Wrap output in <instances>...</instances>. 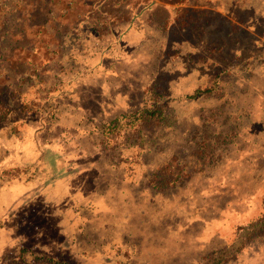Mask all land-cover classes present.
<instances>
[{
    "label": "rangeland",
    "instance_id": "1",
    "mask_svg": "<svg viewBox=\"0 0 264 264\" xmlns=\"http://www.w3.org/2000/svg\"><path fill=\"white\" fill-rule=\"evenodd\" d=\"M53 1L59 12L44 16L42 10L39 20L49 22L29 30L35 47L28 54L30 66L42 72L44 63L56 70L59 39L73 32L94 4ZM142 1H127L131 11L139 8L135 16L129 15L128 26L124 6L108 9L117 16L108 21L106 30L114 33L110 43L104 41L107 31L101 32L95 14H89V27L82 28L90 30L88 36L99 35L92 38L99 42L67 60L80 66L99 61V67L83 75L76 94L63 100L58 125L39 133L37 150L19 144L15 166L23 164L24 170L0 166V220L8 229L6 238L23 236L26 249L51 258V263L209 264L219 259L223 264H264L259 218L264 214V0H253L255 21L250 12L237 11L233 19L222 11L224 4L242 0H210L214 10L190 14L192 23L185 31L153 27L164 12L149 10L169 0ZM205 3L195 0L193 6ZM150 14L152 22H144ZM230 20L237 29H231ZM116 22L124 31H116H121ZM83 33L81 29L80 37ZM211 36L225 44L221 67L203 60L207 49L200 40ZM41 39L45 41L39 43ZM76 42L69 40L71 45ZM78 42L80 48L87 44L85 39ZM103 47L107 55L97 59L93 51ZM235 49L244 55L258 51L262 59L226 66L234 62ZM222 69L224 74L213 81ZM18 70L23 72L26 65L20 63ZM4 77V82H15L9 71L0 74ZM143 108L157 111L153 119L136 116ZM224 120L236 133L243 126L251 129L252 146L242 145L243 161L229 142L223 147L232 158L227 163L209 168L188 161L194 141L200 140L197 130L208 136L217 129L229 132L223 124L217 126ZM185 163L183 172L190 177L172 185ZM30 178V184L17 185ZM153 179L157 188L151 185ZM14 242L21 245L18 239Z\"/></svg>",
    "mask_w": 264,
    "mask_h": 264
},
{
    "label": "trees",
    "instance_id": "2",
    "mask_svg": "<svg viewBox=\"0 0 264 264\" xmlns=\"http://www.w3.org/2000/svg\"><path fill=\"white\" fill-rule=\"evenodd\" d=\"M127 1L128 0H94V4L90 8L91 10H85L82 18L75 23L73 27L74 31L72 30L73 32H71L68 36L64 35L59 39V59L54 62L56 70L46 69L48 64L44 63L41 65L43 69L42 72L41 70L38 71L36 68L30 66L28 54H34L35 47L30 43L29 39L32 37L29 30L40 29V27H44V25L49 22V20H39L42 15V10H44V16L52 14L54 9L59 12V10L54 7L55 2L53 0H0V74L7 73V71H9V73H13L16 76L14 83L4 82L6 77L0 79V149L4 150L2 151L3 156L0 158V166L3 170H5V168H17L19 166H21L22 170H24L23 164L15 166L16 160L14 155H19L21 153L19 144L21 147H23L24 144H31L37 150L39 147V143L37 141L39 133L52 125H58V117L61 115L59 114V107L63 100H69L74 94H76L75 89L77 85L85 78L83 75L92 74L96 72V68L99 67V61L95 62L96 64H91L90 66H80L81 64H76V62H73L72 60H67L70 57L72 58V56L76 53L83 54L85 47L96 41L92 39L96 37L87 35L90 30L87 32L85 28H82V26H88L87 18L89 14H95L98 19L97 24L99 25L101 32L107 31V33H102L106 36L104 37V41L106 43H110L114 33L111 29L110 34L109 31L106 30L110 28L108 21H114L117 16L114 15V13L112 14L108 12V9L118 10L119 7L124 6L128 12V17L126 18L127 22L125 23V25L128 26L131 18L129 15L134 14L135 16V13H137L139 8L131 11L130 4H128ZM146 1L147 0H144L142 2L145 3ZM209 2L210 0H206L204 5L202 4V6L199 7L196 6L198 9H195V6H193L195 4V0H169L163 6L153 7L151 11L149 10L148 14L153 13L156 10L158 11L159 9L164 12L163 18L157 22L158 25L153 26L156 29H160L161 31H171L173 29L185 31V29L188 28V25L192 23L190 20L188 21L190 14L194 12L206 14L208 11L214 10L211 6H208ZM254 4L253 0H242L241 2L236 3L229 2L228 5L224 4L225 9L222 11H224L227 15H231L233 19L235 18L234 13L237 11L250 12V14H252L250 15L251 17L249 16L250 20L255 21L257 18L254 16L258 14V12L256 8H254ZM149 16L150 17H147L148 19L144 17V22H152V14ZM122 20L123 19H120V21ZM229 22L232 30L237 29V26H235L236 22L231 20ZM136 23L138 22H134L132 25L135 26ZM118 25L121 31H116L119 33L124 31L125 28H123V24L118 23L115 26ZM81 29L84 31V36L82 35L80 37L79 32ZM209 34L212 35L210 31ZM98 37L99 35L96 39H98ZM74 39H76L77 42L72 45L69 44V40ZM82 39L87 41V44L84 43V48H80V43L78 42V40ZM44 41V39H41L39 43ZM200 41L204 44V48L207 49L206 56L203 60L206 63H210V65H213L214 67H221L223 65L222 52L225 44H219L212 36L207 40ZM97 42H99V40H97L95 44ZM29 43L31 44L30 46ZM105 50L106 49L103 47L99 48L98 51L93 52L95 53V56H97V59H100L101 57L107 55ZM85 51L88 53L89 47ZM240 51V49L233 50L232 52L234 54L231 56V59H233L234 62H226L225 65L232 66L234 64L236 65L242 63L248 66L251 65L250 62L253 59L257 61L262 59V56L258 51H251L249 55H244V53ZM26 59L28 60L26 61ZM236 61L239 62L236 63ZM262 62L264 61L262 60ZM20 63L26 65V70L23 72L18 70ZM67 64H70L72 67L67 69ZM115 66L112 65V67ZM224 72L225 70H220L218 72L219 74L214 77L213 81H215L220 75L224 74ZM90 76L92 75L87 77ZM205 92L207 93V89H205ZM262 95H264V92ZM156 112L157 111L155 109L151 110L143 108L136 116H141L145 119H153ZM120 120L121 117L119 120L115 119L117 124ZM109 124L110 123H107V125ZM219 124H223L225 127H228L227 130L229 129V132L224 133V130L217 129L218 131H215L212 136H208L205 132L197 130L200 140L194 141V149L193 151L191 150L189 154L190 159H188V161L192 164L207 165L209 168H214L224 162L227 163L232 159L228 157L230 151L223 149L224 146H227L228 142L236 150L235 153L240 154L237 156L238 160L241 161L243 159L241 156L244 151L242 150V145H245L244 149L252 146V143L248 140V138H251V129L243 126L244 131L236 133L234 132L233 126L225 122V120L218 122L217 126H219ZM238 124L240 125V123ZM211 127H213V125ZM230 127H232L231 131ZM210 137L212 138L210 139ZM18 148L20 151H18ZM147 150L151 151L150 148H147ZM53 153L59 152L54 151ZM36 159H39V157L37 156ZM5 161H9V165H4ZM173 161L175 162L176 158H173ZM186 164L187 163L183 165L186 166V168L182 169L181 173L176 176L172 185L174 183L180 184L190 177L189 172H183L188 169ZM2 172L3 171H1V173ZM5 173L7 172L5 171L3 174ZM168 175H170L169 171H167L163 176L166 178ZM14 177L12 175L7 181V184L14 180ZM242 178L244 179L246 176L243 175L241 179ZM31 179L33 178L24 180L20 179V181H17V185L22 186L24 184H30ZM154 180L155 179L151 180V185L157 188ZM13 187L14 183H11L5 189L9 190L8 192H11ZM261 214L262 216L259 217L261 221L260 224L264 226V214ZM7 233H9L7 227L0 220V264H65L60 262L51 263L50 261L53 260L51 258H46V256L42 253H32L24 246L25 240L23 236L15 238L21 242V245L15 244V239L13 241L7 240ZM260 234L264 237V231ZM30 257H32V260ZM209 264L223 263L217 259L213 260Z\"/></svg>",
    "mask_w": 264,
    "mask_h": 264
},
{
    "label": "crops",
    "instance_id": "3",
    "mask_svg": "<svg viewBox=\"0 0 264 264\" xmlns=\"http://www.w3.org/2000/svg\"><path fill=\"white\" fill-rule=\"evenodd\" d=\"M138 33H139V35H140L141 31L138 30ZM142 33H143V31H142Z\"/></svg>",
    "mask_w": 264,
    "mask_h": 264
}]
</instances>
